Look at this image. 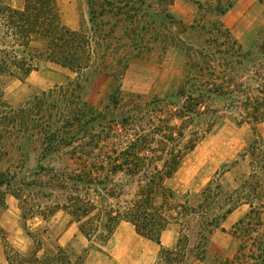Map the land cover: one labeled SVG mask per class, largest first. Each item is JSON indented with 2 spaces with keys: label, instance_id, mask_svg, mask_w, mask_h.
<instances>
[{
  "label": "trees",
  "instance_id": "obj_1",
  "mask_svg": "<svg viewBox=\"0 0 264 264\" xmlns=\"http://www.w3.org/2000/svg\"><path fill=\"white\" fill-rule=\"evenodd\" d=\"M172 2L162 0L161 5ZM194 3L215 18L207 24L195 20L192 32L203 29L211 35L201 45L181 47L185 72L179 85L164 98L146 101L140 96L124 100L114 86L98 109L86 99L85 86L96 75H115L103 68L106 54H97L92 38L63 22L57 0H24L21 7L0 2V84L6 78L25 80L42 61L76 73L18 106L8 104L0 90V203L5 198L2 189L14 184L46 191L55 197L52 206L22 208V218L46 219L62 210L87 241L73 258L59 245L38 257L36 240L28 261L84 264L90 249L100 250L121 221L160 247L159 261L169 262L168 254L182 248L202 257L212 231L246 204L249 209L233 224L232 233L241 238L243 248L249 246L254 264H264L261 139L253 138L239 154L248 159L250 171L232 192L222 195L220 182L211 179L192 205L167 184L184 157L225 119L238 125L264 122V40H249L244 46L229 33L219 17L232 7V0H216L207 9ZM88 4L89 20L100 27L103 45L119 24L130 22L124 34L133 42H141L154 25L155 11L148 0ZM162 12V21L170 22L171 15ZM34 152L37 163L29 171L34 176H25L22 170L28 169L25 164ZM13 195L21 199L19 192ZM172 223L179 226L178 238L174 247L165 248L161 234Z\"/></svg>",
  "mask_w": 264,
  "mask_h": 264
},
{
  "label": "rangeland",
  "instance_id": "obj_2",
  "mask_svg": "<svg viewBox=\"0 0 264 264\" xmlns=\"http://www.w3.org/2000/svg\"><path fill=\"white\" fill-rule=\"evenodd\" d=\"M57 1L63 22L69 28L81 31L92 38L91 45L97 50V54H106L107 59L103 68L114 73L116 77L99 74L86 84V99L98 109L103 108L107 103L114 86H119L124 100H129L131 96H140L143 101L152 97L164 98L183 78L185 56L180 51L181 47L185 44L201 45L211 35L203 29L192 32L195 20L198 19L200 24H207L215 18L208 12L200 10L194 0H173L171 5L164 3L163 6L162 0H148L155 11L154 25L150 32L144 33L142 41L133 42L124 34L125 27L130 28V22H127L119 24L103 45L100 27L94 28L89 20L91 14L88 0ZM197 1L207 9L208 4L216 0ZM232 1V7L219 17L229 33L244 46L249 40H264V0ZM0 2L21 7L24 0H0ZM162 10L171 15L170 22L167 19L162 21ZM109 27L110 25L104 29L108 31ZM75 75L76 73L68 68L50 61H42L39 69L33 71L25 80L16 78L3 80L0 90L8 104L18 106L31 94L61 85ZM253 138L261 139L264 144V122L255 126L246 123L238 125L234 121L225 119L184 157L177 172L167 180V184L180 199H187L192 205L197 203L202 188L211 179L220 182L222 195L232 192L250 171L248 159H240L239 154ZM234 161L236 163H233ZM36 163L37 153L34 152L25 164L28 171L23 169V174L34 176V173L32 175L29 171ZM16 164L17 168H20L21 162ZM2 190L5 192V198L4 204L0 203V222H3V216L8 211L6 218L8 224L13 223L16 218L18 228L30 234L33 249L36 240L40 242V249H43L38 252L40 256L45 250L55 249L63 231H71L69 227L73 222H70V217L62 210L47 216L46 219H42L39 215H27L25 219L22 218V208L38 211L47 210L50 204L52 206L55 197L49 198L46 191L17 184ZM14 192H19L21 199H17L13 195ZM248 209V205L242 204L226 216L219 227L209 235L207 250L202 257L195 256L194 251L185 252L182 248L176 251V254H168L169 262L159 261L158 246L155 242L139 236L130 223L122 221L100 250L90 249L84 264H118L120 260L126 261L127 264H254L249 257L251 252L249 246L243 248L241 238L232 233L233 224L243 217ZM73 228H76L75 223L72 225ZM169 232H172L177 241L179 226L170 224ZM0 234L7 249L14 250L10 233L3 230ZM86 246V239L79 233H74L64 245L73 258L77 257ZM12 257L20 258L17 253Z\"/></svg>",
  "mask_w": 264,
  "mask_h": 264
},
{
  "label": "crops",
  "instance_id": "obj_3",
  "mask_svg": "<svg viewBox=\"0 0 264 264\" xmlns=\"http://www.w3.org/2000/svg\"><path fill=\"white\" fill-rule=\"evenodd\" d=\"M71 29H73V28H71ZM9 213H11V211H9ZM7 216H8V211L3 216L4 217L3 222H0L1 223L0 229H1V231L6 230L10 233L9 237L12 240L11 243H12V247L14 248V250L11 251V250L7 249V246L4 245L3 240L1 238L2 234H0V264H33L32 262L28 261V258L33 254V251L35 249V247H34V249L32 247L33 243L29 237L30 236L29 233L25 232L22 228H18V225L16 223V218H14L13 223L11 222L10 224H8V222L6 220ZM72 225H74V223L70 224L69 228H71V231L65 230L59 236V238H58V245L59 246L65 248L64 247L65 243L67 241H69V239L74 235V233H79L76 223H75L76 228L72 229ZM161 244L165 248H172L176 244V238L174 239L172 232L168 233V227L161 234ZM156 246H158V245L156 244ZM159 248L160 247L158 246L157 255L159 253ZM41 250H43V249H39L36 252V255L38 257H41L44 254V252L46 251L45 250L44 252H42V254L40 256L38 252ZM14 253L19 254L20 258L17 259V257L16 258L12 257V255ZM118 256L121 257V254L118 253ZM118 264H127V262L126 261L124 262V260H120Z\"/></svg>",
  "mask_w": 264,
  "mask_h": 264
}]
</instances>
